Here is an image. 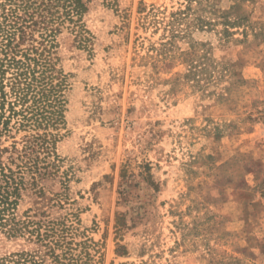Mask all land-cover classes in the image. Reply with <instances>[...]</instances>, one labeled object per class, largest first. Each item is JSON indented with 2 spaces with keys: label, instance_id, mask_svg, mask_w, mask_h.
<instances>
[{
  "label": "rangeland",
  "instance_id": "1",
  "mask_svg": "<svg viewBox=\"0 0 264 264\" xmlns=\"http://www.w3.org/2000/svg\"><path fill=\"white\" fill-rule=\"evenodd\" d=\"M85 2L88 46L57 37L58 173L17 215L71 225L85 264H264V0Z\"/></svg>",
  "mask_w": 264,
  "mask_h": 264
},
{
  "label": "trees",
  "instance_id": "2",
  "mask_svg": "<svg viewBox=\"0 0 264 264\" xmlns=\"http://www.w3.org/2000/svg\"><path fill=\"white\" fill-rule=\"evenodd\" d=\"M87 12L85 0H0V243L25 237L43 247L0 254V264H85L72 251L71 225L42 213L19 217L17 208L25 193L44 194L41 183L58 173L66 79L56 67L57 37L66 29L87 47ZM193 27L210 32L203 21Z\"/></svg>",
  "mask_w": 264,
  "mask_h": 264
}]
</instances>
